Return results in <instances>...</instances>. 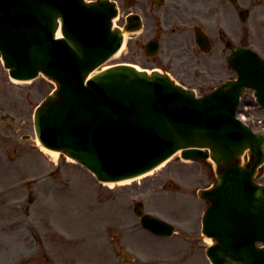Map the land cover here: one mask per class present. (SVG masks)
<instances>
[{"label":"water","instance_id":"95a60500","mask_svg":"<svg viewBox=\"0 0 264 264\" xmlns=\"http://www.w3.org/2000/svg\"><path fill=\"white\" fill-rule=\"evenodd\" d=\"M117 12L108 0H0V52L10 75L32 79L42 72L57 83L35 112L41 143L107 182L142 175L178 151L185 159L211 157L215 183L198 192L209 201L203 233L217 240L207 254L214 264H264V246H257L264 243V184L256 182L264 130L255 133L236 116L247 86L264 105L263 59L234 46L230 63L238 80L201 97L158 70L149 74L132 64L103 68L124 41L123 31L113 28ZM133 17L126 29L140 28L138 15ZM60 20L63 37H57ZM147 48L154 54L158 43ZM0 116L12 118L1 111ZM246 151L249 159L242 163ZM143 207L136 202L145 228L174 233L172 223ZM120 255L133 257L128 250Z\"/></svg>","mask_w":264,"mask_h":264},{"label":"rangeland","instance_id":"374dc122","mask_svg":"<svg viewBox=\"0 0 264 264\" xmlns=\"http://www.w3.org/2000/svg\"><path fill=\"white\" fill-rule=\"evenodd\" d=\"M217 1L220 14L212 15L206 26L215 46L203 54L201 66L216 61L223 81L237 76L228 62V39L264 58V0H237L239 13L230 0ZM117 2L120 12L115 23L122 25L131 9ZM164 31V36L170 34L169 29ZM155 33L156 28L150 27L149 34L145 29L129 35L119 54L106 64L129 62L163 70L143 53V39ZM195 70L203 74L206 69ZM168 71L198 95L204 92L200 82L193 85L184 81L183 74ZM192 73L201 80L198 72ZM54 87L43 75L29 82L14 81L0 55V109L15 116L14 121L0 118V264H211L206 249L213 241L202 233L208 202L197 190L214 182L212 160L179 159L178 154L137 179L113 186L102 183L81 164L66 157L55 160L37 144L34 111ZM239 115L255 128L264 127V108L252 89L242 95ZM25 134L32 138L23 139ZM261 170L257 180L264 183V165ZM27 180L36 182L26 185ZM136 201L175 223L177 232L159 237L144 229L133 210ZM83 221L86 229L79 232ZM124 249L131 250L135 259H120Z\"/></svg>","mask_w":264,"mask_h":264},{"label":"flooded vegetation","instance_id":"af4514ba","mask_svg":"<svg viewBox=\"0 0 264 264\" xmlns=\"http://www.w3.org/2000/svg\"><path fill=\"white\" fill-rule=\"evenodd\" d=\"M118 1V0H116ZM128 5L131 12H137L143 19V30L150 32V27L160 29L161 36L159 37L161 50L160 55L151 58L153 64L162 66L165 70H171L175 73L183 74L184 81L193 85L202 87L203 91H208L214 87L216 83L223 79L221 69H215L216 61L211 66L206 65L202 68L204 52L201 46H215L212 38L208 33L206 26L209 18L212 15H219L218 7L220 2L217 0H121ZM235 6L238 13L240 12L236 1L230 0ZM233 19V16L231 17ZM234 21V19H233ZM223 27V26H221ZM219 27V28H221ZM148 28V29H147ZM162 29H169L170 34L164 36L167 32ZM202 34L207 33V41L200 44L196 37V32ZM199 32V33H200ZM158 35V32L157 34ZM153 37H157V36ZM160 35V34H159ZM148 36L143 39L142 46H146L151 39ZM232 40H227L225 46L230 48ZM196 67L206 69L203 74H200ZM198 72L202 78L195 80L196 76L192 72Z\"/></svg>","mask_w":264,"mask_h":264},{"label":"bare ground","instance_id":"6f19581e","mask_svg":"<svg viewBox=\"0 0 264 264\" xmlns=\"http://www.w3.org/2000/svg\"><path fill=\"white\" fill-rule=\"evenodd\" d=\"M129 32H125L124 33V35H125V43H124V45H123V47L125 46V44H126V40H127V38H128V36H129ZM58 36H61V31H59L58 32ZM122 47V48H123ZM121 50H119L115 55H117V54H119V52H120ZM138 68H140L139 66H138ZM16 82H29V80L27 81V80H15ZM39 144V143H38ZM41 145V144H40ZM41 147V149L45 152V153H47V154H49L53 159H55V160H57L59 157H60V152L59 151H56V150H53V149H49V148H47V147H45V146H40ZM68 160H70V161H73L74 162V160L73 159H71V158H68ZM152 171H150L149 173H151ZM148 173V174H149ZM143 176V175H142ZM130 180H125V181H122L121 183H123V182H129ZM110 184V186H113L114 185V183L112 182V183H109ZM85 224H87V222L86 221H83L79 226H78V231L79 232H81V231H83L84 229H86V226H85ZM208 240L211 242V238H208Z\"/></svg>","mask_w":264,"mask_h":264}]
</instances>
